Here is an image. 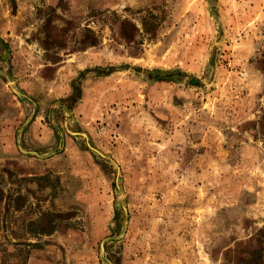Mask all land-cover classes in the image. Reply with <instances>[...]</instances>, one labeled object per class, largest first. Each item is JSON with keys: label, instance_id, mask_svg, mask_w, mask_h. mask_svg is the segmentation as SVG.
I'll use <instances>...</instances> for the list:
<instances>
[{"label": "rangeland", "instance_id": "374dc122", "mask_svg": "<svg viewBox=\"0 0 264 264\" xmlns=\"http://www.w3.org/2000/svg\"><path fill=\"white\" fill-rule=\"evenodd\" d=\"M0 264H264V0H0Z\"/></svg>", "mask_w": 264, "mask_h": 264}, {"label": "trees", "instance_id": "16d2710c", "mask_svg": "<svg viewBox=\"0 0 264 264\" xmlns=\"http://www.w3.org/2000/svg\"><path fill=\"white\" fill-rule=\"evenodd\" d=\"M75 100L78 99L77 98V95H76V88L74 87V92L73 94L68 98V99H63V101H68V100ZM115 221L118 223L119 222V211L116 209V212H115Z\"/></svg>", "mask_w": 264, "mask_h": 264}]
</instances>
